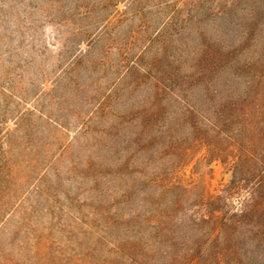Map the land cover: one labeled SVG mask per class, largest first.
Here are the masks:
<instances>
[{"label":"rangeland","instance_id":"374dc122","mask_svg":"<svg viewBox=\"0 0 264 264\" xmlns=\"http://www.w3.org/2000/svg\"><path fill=\"white\" fill-rule=\"evenodd\" d=\"M263 163L264 0H0V264L209 259Z\"/></svg>","mask_w":264,"mask_h":264},{"label":"trees","instance_id":"16d2710c","mask_svg":"<svg viewBox=\"0 0 264 264\" xmlns=\"http://www.w3.org/2000/svg\"><path fill=\"white\" fill-rule=\"evenodd\" d=\"M242 134V129L237 127L235 131L237 138H244L241 136ZM237 144L239 143L237 142ZM238 160L234 161L235 168L245 165L243 158ZM259 166L262 168L256 170L252 190L244 198L239 199L235 195L217 193L214 197L203 202V207L199 211L200 215H197L200 219L211 223L212 234H215V241L212 242V239L208 238L202 242L208 244L217 243V241L218 243L223 242L224 248L213 252L209 259L205 258V260L201 250H198L197 255L194 253L191 256H188L190 253L186 251L181 255L176 253V264H206L207 262L209 264H264L262 260L264 257V163L263 166ZM234 173H236L235 169L231 175L230 189L235 188L236 174ZM234 201H237L235 204L238 207H235ZM240 206L241 208H239ZM253 218H257L253 224L243 221V219L251 221ZM189 219L195 224L193 215H190ZM163 223L164 221H160V224ZM195 230L194 226H190L189 231L192 234L190 239L193 238L191 244L199 241V235H196ZM245 233H252V243L254 244L252 248L246 243L248 241H246ZM222 234L224 239H219L220 235L223 236ZM174 243L173 240L171 245L174 246Z\"/></svg>","mask_w":264,"mask_h":264}]
</instances>
